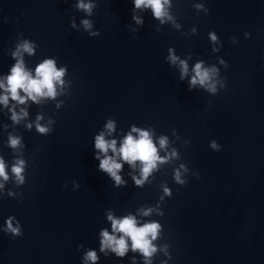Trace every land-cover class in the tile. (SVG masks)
I'll return each instance as SVG.
<instances>
[{
    "label": "water",
    "instance_id": "obj_1",
    "mask_svg": "<svg viewBox=\"0 0 264 264\" xmlns=\"http://www.w3.org/2000/svg\"><path fill=\"white\" fill-rule=\"evenodd\" d=\"M84 2L91 14L79 0H0V81L6 85L17 51L33 77L46 59L65 69L55 97L0 101V158L9 176L0 177V264H146L129 237L124 256L101 251L103 230L123 235L113 232L109 213L161 225L150 264H264V0H169L172 19L163 23L134 0ZM25 41L31 55L18 49ZM180 61L188 66L183 77ZM198 62L218 70L215 93L189 86ZM21 109L27 116L14 122L12 111ZM38 116L46 133L37 130ZM133 127L148 131L165 159L137 185L141 162L109 149L122 164L117 185L99 168L97 154H105L95 139L103 133L118 150L129 133L139 138ZM10 136L19 138L16 148ZM18 159L23 184L11 171ZM144 209L152 211L144 216ZM10 217L22 235L4 232ZM88 251L96 261L85 260Z\"/></svg>",
    "mask_w": 264,
    "mask_h": 264
},
{
    "label": "clouds",
    "instance_id": "obj_2",
    "mask_svg": "<svg viewBox=\"0 0 264 264\" xmlns=\"http://www.w3.org/2000/svg\"><path fill=\"white\" fill-rule=\"evenodd\" d=\"M169 3V0H134V7L140 9L143 7H150L152 9L153 15L161 19L163 23V18L167 16L169 20L172 17L165 11V5ZM196 7L203 8V5H196ZM77 8L81 9L88 14H91L93 4L91 2L85 3L84 0H79L77 4ZM207 12L208 10L205 9ZM133 19L141 24L142 21L139 17L133 16ZM82 24L86 29L91 28V23L88 20H83ZM73 26L74 23H73ZM92 35H99V33H92ZM248 32H245V36H249ZM210 37L213 41H216L217 37L215 33H210ZM18 49H22L25 52H28L30 55L33 53V46L25 41L23 44L18 46ZM169 59L172 63H176L177 57L171 54ZM14 56H20L21 58L17 60V63L11 68V74L6 77V85L3 81H0V88L5 89V94L0 95V101H2L5 105L8 104L9 95L12 100L18 101L20 104L25 103L26 98H31L33 101L37 100V97L48 96L55 97L56 96V83L59 82L63 84V80L61 77L64 75L65 69H57L55 65V61L52 59H46L42 63H40L35 69V77H33L29 71L25 70L24 62L21 56V53L17 51L13 53ZM221 63H225L223 60ZM227 67V64H225ZM181 67V76L187 74L188 66L185 61H180ZM193 71L195 73L192 76L189 86L194 87L198 83L207 88L210 92L215 93L217 91L216 82L212 81V76L217 73V69L213 68H202V62H198L195 64ZM224 85L221 84V87ZM20 90H23L24 93L27 94V97L20 95ZM27 116V112L21 109L20 113L12 111L11 119L14 122H19L21 118ZM42 119V117H37V130L40 133H46L48 128L45 126H41L38 121ZM30 128L31 125H28ZM107 128L111 131L113 129V122L109 121L107 124ZM133 132L139 133V138H134L131 133H129L123 140L120 148L117 150L116 141H106L104 139L103 133L98 135L95 139V147L100 150L101 153H104V157L101 159L100 155L97 154V159L100 160L99 168L104 172L108 173L112 179L116 182L117 185L124 183L118 175V171L122 168V164L117 162V160L113 156H108L107 153L109 149L115 155H118L122 158V160L127 161L129 164L135 165V162L139 160L142 164L141 168V178H135V183L137 185H142L144 180H146L149 174L152 172L154 168L157 166V161L159 160L161 163L164 162L165 158L159 157L157 154V148L153 144L151 137L149 136L148 131L137 129L136 127L132 128ZM9 144L11 147L16 148L20 144V140L18 137H9ZM166 144V139H160V146L163 148ZM211 147L213 149H220V145L216 143L215 140L211 142ZM176 153L173 151L172 155L174 156ZM24 161L22 159H18L16 163L12 166V173L15 175L17 182L20 184L24 183V176L22 175L24 171ZM183 168L184 166L181 165ZM187 171V169H184ZM199 175L198 173L196 174ZM0 177L3 178L4 181L9 179L8 173L5 171V163L3 158H0ZM175 181L178 184L184 185L186 183L185 180L181 178L180 171L177 170L175 173ZM0 188H3V184L0 183ZM165 194L171 195L169 189L165 188ZM151 209H144L142 214L144 216H148L151 213ZM13 218H9L6 222V227L4 228L5 233H10L14 237L22 235L21 227L19 222L17 221L14 226L12 223ZM108 219L112 221V229L113 232H120L123 235L117 238L114 234H110L107 230H103L101 233V251H104L106 248H111L113 252H115L118 256L122 257L128 250V242L125 237H129L131 240V247L133 251L139 250L143 256L145 257L146 264H150V257H152L153 253L156 252V247L152 244V240H155L158 234V230L161 225L158 222L152 221L144 223L141 226H137L136 217L129 215L123 217L122 219L114 218L110 213L108 215ZM151 237V239L149 238ZM85 260L96 261L97 255L95 251H88L85 256Z\"/></svg>",
    "mask_w": 264,
    "mask_h": 264
}]
</instances>
